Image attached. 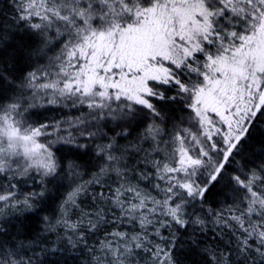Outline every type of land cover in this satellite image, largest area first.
<instances>
[{
  "label": "snow or ice",
  "instance_id": "obj_1",
  "mask_svg": "<svg viewBox=\"0 0 264 264\" xmlns=\"http://www.w3.org/2000/svg\"><path fill=\"white\" fill-rule=\"evenodd\" d=\"M10 8L14 27L0 20V46L19 33L36 41V53L60 51L21 77L0 69L12 92L0 97V205L43 211L45 191L19 190L25 177L39 175L33 182L43 187L62 170L51 151L56 141L41 138L56 135L85 154L89 144L78 138L106 142L95 145L105 165L65 197L55 222L40 217L41 233L17 243L0 220V264H37L36 248L59 251L42 247L58 227L65 233L58 239L82 245L88 264H179L173 254L190 228L186 243L212 240L201 249L207 264H264V163L236 160L264 117V0H11ZM40 92L47 104L88 111L32 126L24 116ZM178 99L190 115L169 129L157 104ZM133 126L143 131L121 148L117 138L127 139ZM233 164L228 181L243 195L226 208H205ZM93 185L100 191L86 210L79 198Z\"/></svg>",
  "mask_w": 264,
  "mask_h": 264
},
{
  "label": "trees",
  "instance_id": "obj_2",
  "mask_svg": "<svg viewBox=\"0 0 264 264\" xmlns=\"http://www.w3.org/2000/svg\"><path fill=\"white\" fill-rule=\"evenodd\" d=\"M11 0H0V20L4 22L6 27H14L12 25L13 12L10 8ZM22 45V47H20ZM36 47V41L29 39L27 34L20 35L16 33L11 38V42L7 45L0 46V69H2L6 75L10 78L21 77L25 72L31 71L35 67L47 65L50 60L54 59L60 51L59 45L51 46L52 50L45 49L43 52L36 53L34 48ZM31 53V55H29ZM7 61V64L4 62ZM16 83H20L19 80ZM163 90V89H161ZM12 92L8 89L5 81L0 80V97L11 95ZM31 95V94H29ZM167 95H175L174 91L168 92ZM48 97L43 92L38 93V97L34 103L35 107L30 108L25 114L24 119L32 126H38L39 124H54L57 121H66L74 119L80 116L82 113H86L88 109L81 108L80 110L64 107L61 104H47ZM184 101L178 99L164 105L157 104V107H163L165 116L170 117V122L167 127L171 129L172 124H180L181 119L187 121L189 113L184 111ZM115 107V105H113ZM109 128L115 127V123L109 119L107 121ZM144 122H141L143 124ZM67 128V125H63ZM183 127H189V123L182 125ZM127 128V125H122ZM52 131V129H50ZM107 131V129H105ZM128 130L132 133L127 139L117 138L118 144L121 148L126 147L129 143L134 142L139 132L143 131L141 127H131ZM195 130V129H193ZM117 132L121 131L120 127L116 128ZM60 135H67L66 132L60 133ZM73 135H76L73 132ZM114 133L109 132V136ZM51 141H56L51 144L54 151L55 158L61 165V169H58V175L53 178H48L44 182V186L40 187L33 181H39L40 176L33 174L31 178L25 177L19 184V190L22 192L28 191H45L43 211L39 212L35 216L25 215L23 208H10L0 205V220H7L5 225L10 230V233L16 238L17 243L21 241L27 243L32 236L41 233L45 227L43 221L40 220L41 216L50 217L53 222L60 216V204L65 197L72 192V190L79 184H83L99 173V169L105 165V160L98 158L96 155V144H102L106 141L97 139L94 143L85 139H79L80 144H89L87 153L82 150L78 151L74 146L68 145L62 141H57L56 135L49 136ZM242 156H237L236 160L240 163L244 162V159L251 160L253 164L264 163V117L258 118L257 122L249 129V133L246 138L241 142ZM119 153H117L118 155ZM70 164H75L77 167L72 169ZM238 164H233L231 168L226 169V175L223 179L216 184L210 192L204 202V207H211L213 209H223L230 205H233V201H238L243 195L241 192L234 190V185L230 184L228 177L236 174L235 168ZM247 170V169H245ZM101 182H104L105 178L100 177ZM6 182L0 179V184ZM12 183H16L15 180ZM100 191L97 186H89L86 195H82L79 199L83 201L80 204L81 208L86 210L91 208V193ZM199 207V205H198ZM73 220L77 219V216H72ZM19 225L23 228V233H17L16 226ZM192 229L190 228L187 233H184V238L177 246V251L173 254L178 260L179 264H207V258L203 255L201 249L212 243L211 239L207 240V243H201L200 248L194 247L188 241ZM166 234V233H165ZM65 235L64 231L59 227L56 229V234H48L46 244L42 247L48 249L59 248V251L42 252L41 248H36L33 259L37 264H88L89 254L83 249L82 245H78L76 248L69 246L67 240L61 241L59 237ZM207 237H211V232L206 233ZM3 238V237H0ZM102 236L97 234L88 241L89 246H92L96 239H100ZM199 240H204L205 237H197ZM29 255H32L29 252Z\"/></svg>",
  "mask_w": 264,
  "mask_h": 264
},
{
  "label": "rangeland",
  "instance_id": "obj_3",
  "mask_svg": "<svg viewBox=\"0 0 264 264\" xmlns=\"http://www.w3.org/2000/svg\"><path fill=\"white\" fill-rule=\"evenodd\" d=\"M48 131H51L50 129H48ZM51 140H50V138H49V136L45 139V138H41L40 139V142L41 143H48V142H50ZM51 151L54 153V151H53V149H52V147H51ZM55 156V155H54Z\"/></svg>",
  "mask_w": 264,
  "mask_h": 264
}]
</instances>
